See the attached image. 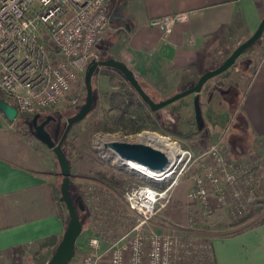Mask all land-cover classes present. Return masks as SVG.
Returning <instances> with one entry per match:
<instances>
[{"label": "built area", "instance_id": "2783aa9c", "mask_svg": "<svg viewBox=\"0 0 264 264\" xmlns=\"http://www.w3.org/2000/svg\"><path fill=\"white\" fill-rule=\"evenodd\" d=\"M112 1L0 0V91L18 116L56 106L77 75L97 60L95 43L109 29L106 5ZM187 18V12H178L153 17L149 25L168 35L175 23ZM260 39L264 60V29ZM160 136L169 144L163 150L168 163L162 168L125 160L111 151L113 163L138 179L121 194L133 222L109 241L104 240L107 232L90 236L67 264H100L104 258L107 264H216L210 233H197L192 215L167 232L149 228L151 221L193 167L201 173L194 177L187 198L199 204L202 215L211 214L215 205L226 209L230 218H242L255 200L254 173L264 167V152L247 164L230 160L221 139L193 152L176 138ZM116 196L110 186H87L83 198L99 226L123 220Z\"/></svg>", "mask_w": 264, "mask_h": 264}, {"label": "crops", "instance_id": "0c3cea01", "mask_svg": "<svg viewBox=\"0 0 264 264\" xmlns=\"http://www.w3.org/2000/svg\"><path fill=\"white\" fill-rule=\"evenodd\" d=\"M106 12L113 32L105 59L125 63L152 98L153 92L162 96L180 92L217 67L207 64L212 62L211 48L218 46L217 53L232 51L248 38L264 17V0H114ZM178 12H187L188 18L175 23L168 35L149 25L153 17ZM259 44L227 69L234 68L235 86L223 74L208 80L211 84L207 81L199 94L206 90L210 101L225 99L222 95L233 92L243 80L240 115L253 150L264 147V61ZM107 68L98 67L95 73ZM14 123L0 112V258L14 247L28 249L51 235L60 238L66 223L59 213L52 150L33 135H20ZM230 222L223 224L226 229L236 227ZM229 232L210 233L216 264H264V223Z\"/></svg>", "mask_w": 264, "mask_h": 264}, {"label": "rangeland", "instance_id": "374dc122", "mask_svg": "<svg viewBox=\"0 0 264 264\" xmlns=\"http://www.w3.org/2000/svg\"><path fill=\"white\" fill-rule=\"evenodd\" d=\"M111 20L114 24H117V20L114 17H112ZM111 32H113V27L110 22L108 31L95 43V51L98 56L97 60H103L108 56L110 42L112 40ZM259 41V46H261L262 49L263 44L261 39L257 42ZM255 45L256 43H254L253 47ZM217 47L218 46H213L211 48V53L213 55L212 62L207 63L211 64L210 66L213 65L212 67L223 62L231 51L226 50L223 53H217ZM261 61L263 62L264 60ZM240 65L242 66V64ZM86 68L82 73L77 75L70 86L69 92L62 101L56 106L38 110L33 114H40L39 121L43 120L46 116H51L55 119L51 124L49 123L50 126L59 124V131L56 133L55 141H58L60 138L66 125V119L75 114L85 103L86 88L84 75ZM225 72L228 78L224 80L227 81L232 78V81H229V83L235 86L234 68L226 70ZM219 77L221 76L218 75L214 78L217 80ZM213 81L214 80H211V82ZM208 82V85L211 84L210 81ZM243 84L242 80L241 84L238 85L239 87L233 92L226 93L225 95L223 94L222 96H224L225 99L218 96L210 101L208 93H206L205 90L199 97V101H201L200 106L202 105L204 110V112H202L204 113L203 121L205 127L203 126L204 129L202 127V130L189 137H184L181 134L189 131L190 126L192 128L194 126L195 128L192 95L183 97L185 101L181 103L179 102L180 99L171 103L174 106H178V113L171 114L170 108H163L162 111H160L161 115L165 117V121L171 123L170 126L173 132L170 130L158 131L144 129L141 132L128 133L126 129L119 127V124L114 122L113 116L117 114L118 110L108 102L111 91L118 90L121 85L128 88V84L124 77L113 69L107 68L101 73H95L92 77V108L84 119L72 125L62 146L71 167L72 176L69 184V194L74 201L77 215L82 224V232L77 239L76 250L79 248V244L80 246L84 245L85 241L90 236L98 234L99 231L107 232V234H104V240L109 241L121 234L133 222V217L129 215L124 204L121 202V194L126 186L137 183L138 179L130 172H126L123 168L113 163V157L110 155L112 150L104 147L105 142L113 140L135 142L132 140L137 134L142 132H153L176 138L182 146L196 152L206 149L211 144L220 140L218 138L217 140L215 138L216 136H222L221 140L224 141L225 146L228 148L229 158L234 162L241 161L250 164L251 161L256 158L258 151L263 153V146H261L262 149L259 150L252 149L251 138L240 115L241 97L245 90ZM189 86H191V84H189L188 87ZM182 90H184V88ZM175 93H177V90L163 96L160 92H153L152 99L154 101H160ZM208 104H210V106ZM207 105L209 107L206 109ZM33 115H19L14 121L13 128H16L18 133L22 136H26L24 134H27V136H34V130L31 125ZM53 172L58 176L56 182V197L59 201V213L64 219V222H67V210L59 200L61 175L59 174L57 161L56 169ZM200 173V168L193 167L182 176L172 194L170 202L153 217L149 228L156 231L167 232L185 223L188 215L194 217L197 233L204 236H206V233H212L217 230L235 232L252 225L264 223V169L257 172L255 176L257 187L255 188L254 202L249 206L242 218L236 220L230 218L226 209L215 205H213L214 208L211 214L207 216L202 215L199 204L187 198V192L192 186L194 177ZM97 183L110 186L118 196H116L117 201L115 205L118 207L117 209L122 212L124 218L118 223L112 222L116 223L113 224L112 228L109 227L112 223L108 224L107 222L99 226L98 220H95L93 212L84 201L83 194L87 190V186ZM78 201L82 202L84 206L83 209L78 208ZM230 221L236 225L234 229H226V225H223ZM51 255L50 249H39L37 246H31L25 249L22 254L18 255L15 260L12 259L11 254L2 256L0 258V264H45ZM100 264H107V258H104Z\"/></svg>", "mask_w": 264, "mask_h": 264}, {"label": "water", "instance_id": "95a60500", "mask_svg": "<svg viewBox=\"0 0 264 264\" xmlns=\"http://www.w3.org/2000/svg\"><path fill=\"white\" fill-rule=\"evenodd\" d=\"M264 29V17L259 22L254 32L239 43L230 54L220 63L217 67L206 70L203 72L196 83L192 86L177 92L163 100L154 101L142 88L141 84L135 77L132 70L123 62L108 58L104 60H94L86 68L84 75V82L86 88V100L84 105L72 116L66 119L64 130L58 139L55 141L51 132L46 128L50 120H54L51 116H46L43 120L39 121L40 114L36 113L31 120V125L34 130V136L49 149L52 150L59 167V174L61 175L60 183V196L59 200L64 203L68 213V221L64 227L62 235L58 244L56 245L52 255L45 264H67L74 256L76 249V242L82 232V224L77 215L75 204L69 194V184L71 180V167L69 160L63 150V142L73 124L81 121L90 112L93 104L92 92V77L98 67H108L115 69L121 73L124 79L134 89L139 98L150 108L152 111H157L185 96L193 95V108L195 120L198 123L199 129L204 126L202 111L199 101V94L203 85L211 78L218 76L226 71L234 64L236 59L254 43H256L262 35ZM0 112L8 122H14L18 117V112L14 106L9 104L5 99L0 98ZM106 149L112 150L119 157L125 160L134 161L145 165L150 168H162L168 163V158L165 153L150 144L142 142H129L113 140L104 143ZM77 206L83 209L82 202L78 201Z\"/></svg>", "mask_w": 264, "mask_h": 264}, {"label": "trees", "instance_id": "16d2710c", "mask_svg": "<svg viewBox=\"0 0 264 264\" xmlns=\"http://www.w3.org/2000/svg\"><path fill=\"white\" fill-rule=\"evenodd\" d=\"M251 47H249V48H251ZM117 72H119V71H117ZM225 73L226 72L224 71L223 73L220 74V76L225 74ZM126 83L128 84V88H126L124 85H121L118 90L111 91L109 94V97H108V102L110 103V105L116 107V109L118 110L117 114L113 116L114 122L116 124H119L118 125L119 127L126 129V131H128V133L141 132L144 129L158 130V131L159 130L160 131L170 130L173 132V130L171 129V126H170L171 123H168L165 121V117L161 115L160 111H162L163 108H170L171 114H173V113L176 114L179 112L178 106H174L172 104H169V105H167V106H165V107H163L157 111H152L139 98L137 93L134 91V89L129 85V83L127 81H126ZM0 98L4 99V96H3L1 91H0ZM183 101H185V98H182L179 100L180 103ZM192 103H193V101H192ZM200 103H201V101H200ZM193 118H194L195 128H194V126H193V128L190 126L189 131L181 134L184 137H189L190 135L197 133L198 131L202 130V128L199 129L198 123L195 120L194 108H193ZM169 122H170V120H169ZM204 127H205V125H204ZM204 127H203V129H204ZM24 135H27V134H24ZM52 137L55 140L56 135H53V133H52ZM65 140H66V138H65ZM262 169H264V167L260 168L258 171H256L254 173V175L256 176V173ZM63 205H64V203H63ZM76 211H77V209H76ZM66 223H65V225H66ZM59 240H60V238H57V236L51 235V236L46 237L41 242H39L37 247L39 249H50L51 253H53V251H54L56 245L58 244ZM25 249L26 248L24 246H17V247L12 248V250H11L12 259L15 260L18 257V255L22 254L25 251Z\"/></svg>", "mask_w": 264, "mask_h": 264}, {"label": "bare ground", "instance_id": "6f19581e", "mask_svg": "<svg viewBox=\"0 0 264 264\" xmlns=\"http://www.w3.org/2000/svg\"><path fill=\"white\" fill-rule=\"evenodd\" d=\"M132 141L150 144L156 148L161 149L162 151L169 146L164 138H162L159 134L153 132H142L140 134H137Z\"/></svg>", "mask_w": 264, "mask_h": 264}, {"label": "flooded vegetation", "instance_id": "af4514ba", "mask_svg": "<svg viewBox=\"0 0 264 264\" xmlns=\"http://www.w3.org/2000/svg\"><path fill=\"white\" fill-rule=\"evenodd\" d=\"M52 121H55V119L54 120H50L49 123L51 124ZM49 123L47 124L46 128L48 130H50L53 133V135H55L54 133H58V131H59V124L58 125L50 126Z\"/></svg>", "mask_w": 264, "mask_h": 264}]
</instances>
